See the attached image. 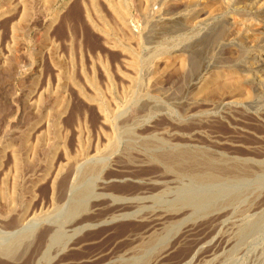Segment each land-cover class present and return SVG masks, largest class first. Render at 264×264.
<instances>
[{"label": "bare ground", "instance_id": "6f19581e", "mask_svg": "<svg viewBox=\"0 0 264 264\" xmlns=\"http://www.w3.org/2000/svg\"><path fill=\"white\" fill-rule=\"evenodd\" d=\"M42 1L44 8L54 7L55 1ZM3 2L0 0V16L8 9L14 21L13 19H17V12L21 10L18 22L28 21L33 7L30 0ZM107 2L117 18L115 20L119 23V29L105 25L101 32L106 42L124 56L122 58L125 65L132 73H122L129 83L125 97H134L135 87L141 81L138 80L142 72L141 53L153 51L154 63L148 83L156 93L165 92L169 101L180 109L172 112L171 116V128L175 133L166 141L153 134L140 137L132 131L125 140L120 130L126 128L129 120L123 122L119 113L120 106L117 104L112 108L105 102L97 84L92 81L94 94H84V97L97 104L102 115L98 121L100 136L96 140L84 138L82 122L77 125L79 134L73 142V148L69 146L67 138L59 139V135L54 134L55 131L53 137L58 142L54 145L50 143L49 136L43 135L41 131L32 140L31 136L39 131L42 123L29 125L27 134L21 132L22 135L15 143L6 144L0 139V167L5 161H9L14 174L3 173V185H0V221L7 225L14 216H18L17 226L21 230L18 238L7 244L0 242V254L14 260L17 257L13 255L15 248L23 242L33 241L37 226L46 222L51 226L48 230L51 234H48L49 237L47 235L45 247L52 249L54 236L59 230L63 233L66 228L77 233L97 226L96 215L110 201L111 204L107 207L114 208L113 216L138 219L143 229L140 227L142 230L138 228L139 231L128 230L127 240L131 241L132 246L123 253H113L106 260L102 259L104 255L97 253L89 258L90 264H167L177 248L178 252L186 253L181 258L177 257L179 259H175L173 264H243L240 254L244 248L248 251L250 264H264L263 216L238 226L236 232L233 230V233L220 235L214 244L210 243L213 244L211 246L203 245L206 239L203 241L202 236L193 238L198 232L195 233L199 222L212 217V224H224L233 219L236 210L237 199L217 203L211 197V189L207 192V187H218L226 182L229 184L232 179V182L240 183L241 178L238 176H254L253 167H259L261 172L264 170V145L241 141L238 144L235 140L234 144L233 140L232 144L230 141H213L207 134L209 130L205 133L206 129L202 127L205 121H209V114L214 118L223 109L245 106L253 100L257 90L264 91L260 86V83H264V0H156V3L155 0H146V9L143 8V0ZM66 4L65 2L62 8ZM93 4L95 5V1ZM132 4L136 5L134 8L140 13L139 19H142L138 21L142 22V26L137 27L139 30L131 26L134 19L132 10H135ZM4 6L7 7L6 10ZM149 6L154 7L152 13H147ZM248 10L254 11L255 15L243 18L241 12ZM60 12L61 8L57 10L54 22L58 20ZM255 17H261L263 21L258 22ZM16 24L15 22L14 25ZM164 43L167 44L166 47ZM148 44H152L153 48L147 49ZM255 48L257 52L252 56L251 52ZM141 107L145 111V107ZM136 121L137 118L134 117L128 128L135 125ZM188 121L197 125L186 127V124H181ZM19 124L11 122L9 128H16ZM63 129L66 128L63 126ZM12 130L14 131L13 128ZM59 134L62 136L61 132ZM218 144L228 145L229 150L234 152L236 149H244V156L247 157L260 154V159L232 156L231 152L230 156L220 151ZM40 157L41 162L38 161ZM41 164L45 167V172L35 182L34 178ZM55 165L53 175L52 168ZM23 169L28 179H31V184L23 192L25 196L18 193V189L23 187L20 186ZM247 177L245 178L249 181ZM50 179L48 196H41L45 190L40 185ZM186 179L190 180L187 184ZM11 180L12 191L7 187ZM126 180L136 185V189L125 193L111 190L110 183ZM170 185L179 189L174 193L176 196L172 199L162 198V189H168ZM148 200L151 201L147 202ZM255 206L257 204H248L244 214L253 211ZM84 216L86 218L82 220ZM153 231V235H148ZM159 232L156 237L155 234ZM178 234H181L180 237L175 239Z\"/></svg>", "mask_w": 264, "mask_h": 264}, {"label": "rangeland", "instance_id": "374dc122", "mask_svg": "<svg viewBox=\"0 0 264 264\" xmlns=\"http://www.w3.org/2000/svg\"><path fill=\"white\" fill-rule=\"evenodd\" d=\"M3 1V4L7 3L5 0ZM30 1L33 7L30 9L28 21L18 22L22 14L21 10L17 12V19H13L14 21H12V17L8 13L6 6H4L5 10L7 9L6 12L0 16V139H2V142L6 144L17 142L16 140H18V137L22 133L27 134L28 126L33 123L42 124L39 131L31 136L32 140H35L36 135L41 131L43 135L46 134L45 136H49L50 143L54 145L58 142L56 137H53L55 136L53 135L55 131L54 134H58L59 137L58 135L56 136L59 139L60 137L65 140L67 138L70 144L69 146L73 148V142L77 138V134H79V126L77 125L81 124V122L83 133H85L83 134L84 138L90 137L96 140L100 136L98 121L101 120L102 115L97 108V104L91 103L84 97V94L90 96L94 94L92 81L96 82L94 84H97L96 86H98L101 96H103L102 99H105V102L112 108H115L117 104L120 106L119 113L121 114L123 122L129 120L128 125L130 126L131 123L129 122L134 117L137 118L136 124L131 125L132 127L130 129L127 125L126 128L124 127V129L120 130V134H122L121 136L125 140L129 138L130 132L132 131H135L134 133L140 137L153 134L162 140H170L171 135L175 133L172 132L173 130L171 128L172 112L180 111V109L173 105L172 101H169L165 92L156 93L154 88L148 83V76L152 70V63H154L152 61L154 60L152 58L154 55L153 51L148 50L147 52L144 51L145 53H141L142 72L140 75L141 79H138L141 81L135 87L133 92L134 97H125V91L128 90L129 83L123 78L122 73L129 75H132V73L125 65L124 56L118 49H113L110 46L111 44L106 42L107 40L101 32L107 25L111 27L116 26L114 28L119 29V23L116 21L117 18H115L116 16L110 9L107 0H53L55 4L52 9L44 8L42 0ZM94 1L95 5L97 4L96 6L93 4ZM130 1L132 2L133 0ZM143 1V8L146 9V0ZM65 2L67 4L62 8ZM134 6L136 7L135 4L132 7L134 8ZM60 8L61 12L58 20L54 22L56 12ZM152 9L154 7L149 6L147 13H152ZM135 11L136 9L132 10L134 16L131 25L132 28L142 26V22H138L142 20L139 19L140 13L139 11ZM252 15H255L254 11L248 10L241 12L243 18L246 16L252 17ZM255 19L258 22L263 21L261 17H255ZM15 22L17 23L16 25H14ZM137 30L139 29L137 28ZM164 45L165 47L167 46L166 43ZM146 48L152 49L153 46L152 44H148ZM257 48L252 50V56H255L253 54H256ZM107 74L110 75L108 76ZM255 76L257 77L258 75ZM262 83L259 85L264 89V83ZM260 91L257 90V93H254L253 100L247 102L245 104L246 107L239 106L237 109H223L224 111L221 110L217 116L214 115V118L213 115L209 116V114L208 118L210 117L209 121H211H205L208 123L206 124L204 122L202 127L204 130L206 129L205 133L209 130L207 134L209 133L208 135L211 137V140L220 143H228L230 141L232 144L231 141L233 140V144L235 141L240 144L241 141L258 146L264 145V141H262L264 140V91ZM102 99L101 101H103ZM141 106L145 107V111ZM84 121L90 123L89 127H86L88 123L86 124ZM11 122L20 124L16 128H9ZM60 123H62L61 127ZM181 124H186V127H195L197 125V123L193 124V122L190 123L189 121L188 123ZM58 125L60 128H58ZM63 126L66 128V131L63 129ZM24 131L26 132L24 133ZM88 131L89 133H87ZM50 136H52V139ZM197 144L206 145L205 143ZM208 144L210 143L208 142ZM217 146L225 154L231 152L230 154L232 156L239 155L247 157L244 156V149H236L237 151L234 152L233 150H229L230 146L228 145L222 146L218 144ZM259 156L248 155L247 158L257 160L260 159ZM38 161L41 162L42 158L40 157ZM11 165V162L5 161L2 164L3 167H0V185H3V173L12 172L11 174H13ZM39 167L40 169H37L34 178L35 182L45 172V167L42 164ZM54 169L56 170V165L52 168L53 171L51 170L53 175L55 172ZM253 169H255L254 176L252 174H247L248 177L245 176L246 174H240L241 176H238L239 179L241 178L240 183L237 181L232 182V179L231 183H229L230 185L226 182L227 184L224 183L218 187L206 188L207 192L211 189L212 194L209 191L211 197L217 203H227L233 200V198L237 199L238 201L235 206V213L237 215L234 213L233 219L219 225L216 223L212 224V217H209L207 221L199 222V230L197 229L195 231V233L198 232L194 234L196 237L193 238L198 239L199 236H202V240L206 239L205 241L203 240V245L208 244L211 246L219 239L220 235L233 233V230L236 232L238 226H243L242 224L246 225L248 222L258 220L262 216L264 217V170L261 172L259 167H253ZM40 173L41 175H39ZM22 174L20 175V183L22 184L20 186L23 187H20V190L18 189L19 192L17 191L21 196L24 191L26 192L28 184H31V179H28V176L25 175L24 169ZM244 176L249 178V181ZM127 180L124 182L115 181L114 183H110L111 190L116 193L135 190L137 186ZM189 181L186 179V183H184L187 184ZM43 184L40 187H44L45 191L41 196L45 195L47 197L51 189V179ZM176 186L170 185L171 189L169 187L168 189L167 187L166 189H162V198H174L176 196L174 193L176 194L177 190H179L177 188L178 186ZM7 187L12 191V180L7 184ZM150 201L148 200L147 202ZM251 203L257 204V206H255L256 208L253 211L247 213L248 215H245L244 209ZM110 204L111 202L108 201L104 210L96 215L97 226L85 228L77 233L74 230L66 228L63 229V233L61 230L58 233L56 232L54 236V249L45 247L46 241L51 234L48 231L51 226L47 222L41 225L39 224L33 237L34 240L26 241L18 245L13 251L16 254L12 253L14 256H17L14 260L7 259L0 254V264H90L89 258L97 253L101 256L104 255L102 259L105 260L112 256L113 253H123L125 249L127 250L132 246L131 241L127 240L128 230L135 229L139 231L141 224L138 219L113 216L114 208L107 207ZM0 209L2 210V207ZM1 213L0 211V215ZM85 218L86 216L82 217V220ZM17 223L18 216H14L7 225L0 221L1 244H7L9 243L8 241L11 242L13 239L18 238L21 230L18 228ZM28 226H31V224ZM232 227L235 228L231 230ZM141 228L143 229V227ZM153 234L154 231L148 235L151 236ZM158 234L160 232L155 234L156 237ZM180 235L178 234L175 239L180 237ZM210 243L213 244L210 245ZM178 249L171 254V258L169 257L171 260L167 264H173L175 259L177 261L186 253L184 251V254H182L183 251L178 252ZM172 257L174 258L172 259ZM240 257L243 264H250L248 261L249 254L246 248L242 249Z\"/></svg>", "mask_w": 264, "mask_h": 264}]
</instances>
